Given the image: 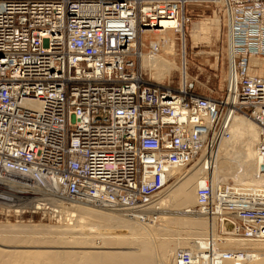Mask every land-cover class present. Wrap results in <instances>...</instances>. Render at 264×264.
Masks as SVG:
<instances>
[{
  "label": "built area",
  "instance_id": "built-area-1",
  "mask_svg": "<svg viewBox=\"0 0 264 264\" xmlns=\"http://www.w3.org/2000/svg\"><path fill=\"white\" fill-rule=\"evenodd\" d=\"M192 1L0 0V173L57 183L73 199L148 205L175 180V168L216 148L229 111L256 121L264 154V73L254 72L264 67V0H195L216 5L227 33L223 96L196 92L184 72L174 85L150 81L139 68L148 31L174 28L186 53L177 25L190 21ZM222 185L199 186L198 208L218 212L225 193L218 214L233 219L220 222H234L238 236L264 238V195L234 204L242 194ZM179 255V264H194L189 251Z\"/></svg>",
  "mask_w": 264,
  "mask_h": 264
},
{
  "label": "bare ground",
  "instance_id": "bare-ground-1",
  "mask_svg": "<svg viewBox=\"0 0 264 264\" xmlns=\"http://www.w3.org/2000/svg\"><path fill=\"white\" fill-rule=\"evenodd\" d=\"M216 21L217 29L211 28L219 32L220 19ZM171 25L176 26L175 22ZM177 26L185 31L183 23ZM147 33L152 38L148 47L156 43L160 50L141 51L145 74L155 83L171 80L177 71L184 72L188 79L187 47L186 53H181V63H177L178 37L174 28ZM145 34L140 38L142 46ZM198 36L195 34L194 39ZM212 38L213 34L211 44ZM254 72L261 75L264 67L260 65ZM224 125H228L226 133L222 131L216 148L207 154L202 152L189 168H175L174 182L144 206L125 207L87 197L73 199L63 195L57 183L45 187L0 173V208L14 207L19 213L26 208L42 209L55 221L53 224L0 222V264H179V253L184 251L192 254L194 264H236V261L264 264V238L238 236L236 227L228 232L223 229L219 219L225 216L233 219L226 212L218 214L227 198L225 193L216 201L218 212L207 214L206 208H198V187L208 180L216 188L226 184L231 193L242 194L232 198L234 204L251 201L248 194L264 195V154L259 149V125L247 115L230 111ZM92 228L95 230L91 231ZM179 248L184 249L177 251ZM226 251H248L249 255L244 259H229L221 256Z\"/></svg>",
  "mask_w": 264,
  "mask_h": 264
},
{
  "label": "rangeland",
  "instance_id": "rangeland-1",
  "mask_svg": "<svg viewBox=\"0 0 264 264\" xmlns=\"http://www.w3.org/2000/svg\"><path fill=\"white\" fill-rule=\"evenodd\" d=\"M185 15L187 17H190V21L187 22L185 30L187 38L186 47L188 57L187 70L189 73V77L191 76L192 78L196 79L195 90L196 92L202 94H208L211 92L216 97L223 96L227 86L228 73L227 33L222 25L219 32H217L216 30L213 31V27L211 28V26H214L217 29L214 23H217L216 20L220 19L217 13L216 5L214 3L200 2L194 0L186 5ZM203 20L208 21L209 24H203ZM197 33L199 36L196 37V39L198 40L194 39V35ZM212 34L213 38L211 44L210 41ZM150 37V33L145 34V43L143 46L140 45L141 50H143L145 53H148L149 51L148 44L149 41L152 39ZM177 37L176 52L178 55L176 56V62L180 64L181 53L183 50V42L180 33L177 34ZM201 38H203V42L201 41ZM141 65L142 61L140 59L139 68L142 70ZM144 77L146 79H150L149 74H145V72ZM167 80L169 79H165L162 83L167 82ZM171 80L174 82V85H178L181 82V71L174 72L173 78ZM191 166L192 165H189L186 168H189ZM66 202L70 203V201ZM71 203L76 204L78 202ZM47 207H49V205H47ZM52 208L56 209L55 206ZM16 210L17 208H0V222H11L13 224L17 222L31 224H53V222H55L51 220L49 214H44L41 211L42 209L35 210L32 208H26L21 213L17 212ZM94 230V228L91 229V231ZM97 242L102 243V241L100 240H97ZM222 248L224 249L225 247L223 246ZM180 249L184 248H179L177 249V251Z\"/></svg>",
  "mask_w": 264,
  "mask_h": 264
},
{
  "label": "water",
  "instance_id": "water-1",
  "mask_svg": "<svg viewBox=\"0 0 264 264\" xmlns=\"http://www.w3.org/2000/svg\"><path fill=\"white\" fill-rule=\"evenodd\" d=\"M223 229L226 231H234L235 224L229 219H224L223 221Z\"/></svg>",
  "mask_w": 264,
  "mask_h": 264
}]
</instances>
